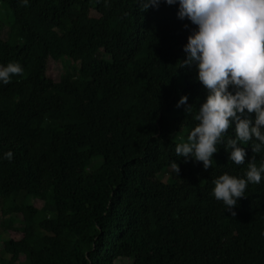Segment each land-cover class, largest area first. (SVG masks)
<instances>
[{"label":"trees","instance_id":"obj_1","mask_svg":"<svg viewBox=\"0 0 264 264\" xmlns=\"http://www.w3.org/2000/svg\"><path fill=\"white\" fill-rule=\"evenodd\" d=\"M5 10L0 64L23 73L14 87L0 83L10 98L0 108V211L39 225L17 232L3 219L0 264H264V185H247L231 211L210 194L213 179L242 177L264 151L245 144L236 165L221 143L208 169L175 154L206 95L195 66L179 67L193 27L177 4L0 0ZM182 95L187 111L176 107ZM33 119L41 129L28 139L20 128Z\"/></svg>","mask_w":264,"mask_h":264},{"label":"clouds","instance_id":"obj_2","mask_svg":"<svg viewBox=\"0 0 264 264\" xmlns=\"http://www.w3.org/2000/svg\"><path fill=\"white\" fill-rule=\"evenodd\" d=\"M164 2L168 5L177 4V17L187 19L192 24L187 42L182 45L185 59L179 61V67L194 65L195 80L206 90L205 98L193 117L197 123L188 131L186 140L182 138L175 145V154L183 157L184 162L189 159L202 162L203 168L208 169L213 154L218 151L217 145L223 143L228 160L242 165L245 163V144L251 147L252 153L264 151V0ZM21 3L27 4L28 0H21ZM160 3L161 0H137L139 11H146L149 7L157 8ZM22 73L23 68L19 62L0 64V83L14 87L11 86L14 84L12 76ZM9 99L2 87L0 108ZM187 101L188 97L182 95L176 107L183 105L187 111L190 107ZM5 109L7 115L9 107L6 105ZM39 124L40 121L35 119L26 122V127L20 128L21 135L24 137L29 133L28 139L36 138L41 129ZM9 127L8 136L14 142L16 130L12 131ZM229 129L233 135H227ZM12 156L9 150L3 153L2 158L11 160ZM253 161L254 157L248 160L242 177L225 172L212 180L214 187L210 194L222 201L225 210L231 211L238 199L244 196L247 185H264V160L256 163ZM171 167L178 174L177 163L171 161ZM33 198L36 199L33 194H28L26 203L35 206ZM3 200L0 199V202L5 204ZM15 203H19L18 198ZM14 214L19 217L21 213ZM11 215L8 221L14 222ZM21 220L20 229L23 226L39 225L35 220L25 221L24 217ZM4 255L5 251L1 256Z\"/></svg>","mask_w":264,"mask_h":264},{"label":"rangeland","instance_id":"obj_3","mask_svg":"<svg viewBox=\"0 0 264 264\" xmlns=\"http://www.w3.org/2000/svg\"><path fill=\"white\" fill-rule=\"evenodd\" d=\"M0 20L3 22V23H8L11 21V15L7 13V11H3L1 13L0 11ZM62 65L60 62H57L54 70L52 73H54L53 77H55V80L58 81L59 80V76L61 75V72H62ZM97 163V161L94 162V166L95 164ZM22 200V198H18V202L20 203V201ZM32 202L33 204L38 207V208H42L44 206V200L43 199H40V198H33L32 199ZM9 216L10 214L8 215H4V216H1V211H0V222L3 220V219H7V223L8 225L12 223V225L10 226V230H13V231H17V230H20V225H22V220L21 218L23 217L22 214H19V217L16 215V214H12L11 217L12 219H15L14 222H8L9 220ZM21 231V230H20ZM20 231H17V232H20ZM2 232H9V229H6L4 227V225H1L0 224V235H2ZM22 232V231H21ZM7 257H10V255L8 254ZM20 261H21V264H25L24 261H25V256L22 255L20 257ZM117 264V263H116ZM119 264H130L128 261H122L120 262Z\"/></svg>","mask_w":264,"mask_h":264}]
</instances>
